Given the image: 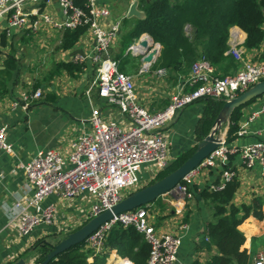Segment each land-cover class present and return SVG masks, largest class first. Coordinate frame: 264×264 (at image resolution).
Instances as JSON below:
<instances>
[{"label":"built area","instance_id":"2783aa9c","mask_svg":"<svg viewBox=\"0 0 264 264\" xmlns=\"http://www.w3.org/2000/svg\"><path fill=\"white\" fill-rule=\"evenodd\" d=\"M53 1L58 9L55 16L47 10ZM84 1L80 6L76 4V0H0V21H5L6 35L10 31L36 34L48 29L64 31L85 26L94 41L89 57L95 65L92 86L96 88L98 97L106 106L115 108L129 122V126L123 128L114 121H106L99 109L90 105L91 131L81 134L71 144L67 157H63L56 150L39 151L22 166L33 193L29 199L13 203L7 222V226L14 229L19 237L27 236L41 224L51 225L54 222L55 207L42 206V202L49 195L69 201L86 195L90 200L87 220L110 209L126 193L147 185L143 183L140 175L144 167H151L149 172L154 178L158 171L168 165V141L162 129L181 110L201 99L226 101L264 80V51L255 59L247 57L239 30H232L229 31V47L226 53L240 65L234 73L217 77L212 65L201 56L193 61L183 84L172 93L167 106L160 111L149 112L138 102L132 76L121 71L119 61L111 56L110 49L119 37L121 23L116 21L108 25L110 8L100 4L98 0ZM139 41H145L150 46L149 52L159 49V44L147 34H142L126 49L124 55L142 57L141 53L145 48L139 45ZM85 58L76 55L74 62H82ZM157 58L154 53L150 62L141 60L139 74L148 73ZM155 72L158 76L167 75L163 69ZM40 96V89L23 94V107L27 106L26 102L30 99H39ZM262 113L264 100L257 111L251 112L240 121L239 131L233 142L227 143L226 135L221 134L218 147L166 194H170L175 203L184 204L183 202L192 197L189 190L191 177L203 169L221 171V182L210 186L212 190H220L235 175L232 170H221V167L229 163V156L233 155L239 156L248 169L257 164L264 175V141L258 140L244 146L236 144L238 138L248 134L247 125ZM0 151L12 153L6 142V126H0ZM148 206L149 204L123 212L100 225L86 240L93 255L102 250L104 237L112 226L133 225L144 235L150 246L146 264H176L180 236L157 231L150 223ZM121 263L131 264L115 254L111 264ZM251 264H264V250L252 258Z\"/></svg>","mask_w":264,"mask_h":264},{"label":"crops","instance_id":"0c3cea01","mask_svg":"<svg viewBox=\"0 0 264 264\" xmlns=\"http://www.w3.org/2000/svg\"><path fill=\"white\" fill-rule=\"evenodd\" d=\"M133 1L98 0L111 10L107 24L116 21L121 23L120 33L123 30L122 21L128 19L127 12ZM47 10L50 14L57 15L56 2L53 1ZM4 28L5 21L2 20L0 32ZM236 29L244 41L245 34L240 29L233 27L230 31ZM62 32L53 29L39 31L36 34L10 31L9 35H6L7 45L0 47L2 62L10 56L12 47L15 48L12 54L17 61V67L5 83L4 90L0 87V126H6V142L12 149V153L0 151V264H12L19 258L24 259L26 263H35L38 246L45 242L52 243L55 238L61 239L79 228L88 218L90 200L86 195L71 201L49 195L42 202V206L55 207L54 222L51 225L41 224L27 236L19 237L14 229L7 226V222L13 203L17 200L25 201L33 193L22 166L39 151L56 150L63 157H67L71 144L81 134L91 131L90 105L99 109L104 120L114 121L123 128L129 126L127 119L115 108L105 105L98 97L96 88L92 86L95 78V65L89 59L94 47L92 34L86 31L72 49L64 51L58 49ZM23 34L31 35V41L24 42L21 37ZM117 50L118 39L111 46L112 57ZM263 51L264 40L258 49L245 50L244 54L255 59ZM76 55L86 57L79 62L82 65L80 72L70 75L61 71L57 75H51L57 63H75ZM140 65V56L127 57L124 72L131 75L134 80L140 105L152 113L160 111L167 106L172 93L183 84L186 76H179L177 83L171 86L172 81L168 73L166 76H158L156 70L151 67L148 73L139 74ZM239 66L237 64V69ZM1 69L3 66H0ZM138 77L144 88L137 87ZM35 86L37 88H34ZM37 89L41 91L40 98L30 99L24 108L22 95L33 93ZM263 100L264 96L244 107L243 119L251 112L257 111ZM202 108L201 102L189 105L162 129L168 141L169 161L197 144L195 129ZM246 128L248 134L238 138L237 145L244 146L258 140L264 141V113L258 115ZM230 162L240 184L233 201L235 204H248L254 197L261 195L264 180L261 167L256 164L248 169L237 155L233 156ZM150 168L144 167L140 174L145 184L153 178L149 172ZM215 180L221 182L220 171L203 169L191 177L189 190L192 197L183 202L184 204L175 203L170 194H164L160 197L161 206L154 204L148 206L150 223L157 231L180 236L176 264H191L195 259L204 261L216 253L211 244L210 250L199 245L202 239H206L204 225L209 217V210L194 189L215 185ZM238 229L245 237L242 249L251 255L252 262V258L264 250L260 240L264 235V219L258 220L249 216ZM115 254L117 252L112 251L105 264H111Z\"/></svg>","mask_w":264,"mask_h":264},{"label":"trees","instance_id":"16d2710c","mask_svg":"<svg viewBox=\"0 0 264 264\" xmlns=\"http://www.w3.org/2000/svg\"><path fill=\"white\" fill-rule=\"evenodd\" d=\"M83 3L84 0H76L77 5L82 6ZM138 9L143 15L142 18L132 17L122 21L123 30L119 33L118 50L113 58L119 61L120 70L124 72L126 49L142 34H147L160 46L159 57L152 69L165 70L172 81L171 86L177 83L179 76L187 77L191 64L201 56L212 65L217 77L235 72L238 63L226 53L229 47V31L233 27H237L245 34L242 47L247 51L258 49L264 40V0H138ZM85 32V26L72 30L65 29L58 49L64 51L72 49ZM26 35L23 34L21 37L28 43L32 36ZM6 40V31L3 30L0 34L1 47L7 45ZM14 51L15 48L12 47L10 56L3 62L0 54V66H3L0 70V87L3 90L17 67V61L12 54ZM81 67L79 63L59 62L51 75H57L61 71L74 75L80 72ZM260 97L233 110L226 132L227 143L230 144L236 139L239 123L244 117L243 108ZM197 102L203 105L195 129L198 143L210 133L223 101L201 99ZM195 147L196 145L170 160L168 165L158 171L147 184L160 180L179 167L191 156ZM233 156H229V163L221 167V170L229 169L235 173L230 162ZM219 182L220 180H215L214 184L217 185ZM239 186V180L234 175L220 190L194 187L209 210V217L204 225V238L215 248L216 253L204 261L195 259L191 264H251V255L242 249L245 237L238 227L249 216L258 220L264 219V180L261 195L254 197L248 204L234 203ZM153 204L161 206L160 198L149 205ZM58 240L55 238L52 243ZM260 240L264 245V235ZM50 250L46 243L38 246L35 263L43 261ZM111 251H116L121 258L127 259L131 264H146L150 246L144 235L133 225L116 224L106 233L99 253L93 255V250L85 241L59 253L47 264H105Z\"/></svg>","mask_w":264,"mask_h":264},{"label":"water","instance_id":"95a60500","mask_svg":"<svg viewBox=\"0 0 264 264\" xmlns=\"http://www.w3.org/2000/svg\"><path fill=\"white\" fill-rule=\"evenodd\" d=\"M127 17H143L142 13L138 9V0H134L131 3L127 12ZM139 45L145 48V51L141 53V60L143 62H150L154 53L156 54V58L159 56L160 46L158 51L149 52L148 50L150 46H148L145 41H139ZM262 95H264V80L252 85L236 97L223 101V105L215 118L214 125L210 133L196 144L194 152L179 167L160 180H157L151 184H147L124 196L110 209H106L100 214L88 219L79 228L66 234L57 242H45L50 246L51 250L48 252L43 261L39 263H26L24 259L19 258L12 264H47L59 253L79 243L85 242L100 225L112 219L113 216L146 206L174 189L180 181H182L189 173H191L200 165L203 159H205L213 150L218 147L220 135H226L229 125V118L233 110ZM222 128H224L223 132L221 131ZM199 245L209 250L211 248V245L207 239H202Z\"/></svg>","mask_w":264,"mask_h":264},{"label":"rangeland","instance_id":"374dc122","mask_svg":"<svg viewBox=\"0 0 264 264\" xmlns=\"http://www.w3.org/2000/svg\"><path fill=\"white\" fill-rule=\"evenodd\" d=\"M140 84V85H139ZM138 86H140V88H144V85H143V82L142 81H140V79H139V77L137 78V87ZM167 87H168V85H167ZM159 88V87H158ZM222 132L224 131V128H222V130H221ZM125 195H128V193H126ZM124 195V196H125ZM86 204V203H85Z\"/></svg>","mask_w":264,"mask_h":264},{"label":"bare ground","instance_id":"6f19581e","mask_svg":"<svg viewBox=\"0 0 264 264\" xmlns=\"http://www.w3.org/2000/svg\"><path fill=\"white\" fill-rule=\"evenodd\" d=\"M121 264H123V263H121ZM127 264V263H126Z\"/></svg>","mask_w":264,"mask_h":264}]
</instances>
